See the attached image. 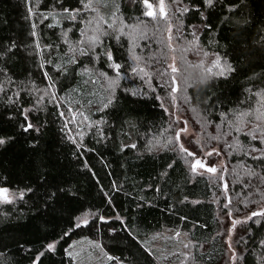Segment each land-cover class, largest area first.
<instances>
[{
  "label": "trees",
  "instance_id": "trees-1",
  "mask_svg": "<svg viewBox=\"0 0 264 264\" xmlns=\"http://www.w3.org/2000/svg\"><path fill=\"white\" fill-rule=\"evenodd\" d=\"M112 1L111 11L95 0L92 8L107 28L122 19L155 36L160 43L148 47L160 48V66L170 26L231 65L186 88L200 118L195 149L218 150L227 189L189 168L164 75L145 65L132 80L129 40L108 32L81 47L88 0H0V188L12 194L0 201V264H76L68 251L81 238L100 242L112 257L104 264H183V240L193 264H223V215L240 222L239 264H264V215L252 216L264 212V0H164L165 18L146 17L143 0L133 12ZM170 41L189 55L176 32ZM116 64L120 85L111 93L102 75ZM165 135L168 143L150 147Z\"/></svg>",
  "mask_w": 264,
  "mask_h": 264
},
{
  "label": "rangeland",
  "instance_id": "rangeland-1",
  "mask_svg": "<svg viewBox=\"0 0 264 264\" xmlns=\"http://www.w3.org/2000/svg\"><path fill=\"white\" fill-rule=\"evenodd\" d=\"M165 2V1H164ZM153 4V8L156 11V17L159 16V8L157 9L156 5H159V0H154V2H149ZM95 4L100 7L101 10L103 8L108 11L113 10L114 3L112 0H95ZM136 0H126L125 7L128 11L133 12L135 8ZM147 11L145 8L144 13ZM167 12V11H166ZM107 16V14L103 13ZM146 16V15H145ZM148 17V16H146ZM161 17V16H160ZM143 24V25H142ZM134 23L126 24L122 19H119L114 22L112 28L105 27V24L101 20V16L94 9H86V31L84 33V40L81 44V47L85 46L86 48H91L94 45L98 44V41L102 39V37L108 33H116V38L124 37L129 40L131 43V50L133 52V61L136 69L134 72L135 79L142 78V72L139 71L140 68H143L145 65H151L155 69L156 74H161L166 72L163 78H160L159 84L165 90V98L167 107H173V129L176 133H179V145L181 148L186 149L187 151L192 152L194 155L186 158L187 164L189 168L192 170L191 165L195 163L196 159H200L201 162L205 165V167H214L216 168L215 173H210L206 171L204 168H197L195 171L192 170L193 173L196 174H205L209 176L212 180L217 181V184L223 188H226L227 180L225 179V175L223 174V169L225 166V160L222 158V155L218 153V150L215 148H202L201 150L195 149V146H199L201 144L200 133V118L198 116L197 111H194L193 108L189 106V100L186 95V88L188 87L191 80H186V69H190L193 72V79L196 78H206L209 73L206 71L208 68H212V62L216 57L207 56L204 52L199 48L198 44L193 39H186L182 30L175 31L171 26L167 28L164 32L166 49L168 50V54L164 59V66H160L159 55L160 48L155 51H152V47L148 44L158 45L160 42L154 36V40H150L145 38L142 33L135 29ZM138 25H142V30L147 31L149 28L141 22ZM149 25H151V21H149ZM160 22L153 26V30L159 27ZM176 32L177 37L180 39H184L188 41V45L190 47L189 55L180 56L179 53V45L176 41H170L169 37L172 36V33ZM154 35V34H153ZM145 44L142 45V43ZM146 48H148L146 50ZM82 50V49H80ZM143 52H149V56L145 59L143 57ZM134 57L138 59H134ZM221 66H224L226 63L223 59H220ZM170 65H175V67L179 70L177 73L173 74L170 70ZM196 65V66H194ZM198 65H203L202 67ZM167 67V68H166ZM111 72L109 74H103L102 78L105 82V86L112 93L115 92L120 85V77L117 74V70L115 65L110 66ZM133 69H131L133 71ZM216 70V68H213ZM212 70V71H213ZM218 70V69H217ZM219 71V70H218ZM218 73V72H217ZM175 75L177 81L178 91L173 94L171 93V78ZM192 79V80H193ZM175 95V100L173 101L172 96ZM187 98V100L185 99ZM76 136H80L81 133L78 131H74ZM169 142V137L164 136L162 138L156 139L152 142L151 148L153 147H163L166 143ZM192 144V146H191ZM189 149V150H188ZM187 154V152H185ZM211 153V154H209ZM221 181V182H220ZM227 189V188H226ZM12 197V194L8 192V198ZM91 218L89 215H83L80 219V224L85 226L90 222ZM223 222V237L225 238L227 244V258L225 259L223 264H239V257L242 255L240 248H238L237 241H239V235L241 231H239L240 222L235 221L233 217L224 216L222 217ZM187 245V247H185ZM158 248L161 249V244L158 243ZM178 248L184 255V263L183 264H193L190 259V246L184 240L181 241L178 245ZM69 255H71L76 264H104L107 260V254L105 250L102 248L99 241L91 240L89 238H81L75 241L71 248H69Z\"/></svg>",
  "mask_w": 264,
  "mask_h": 264
},
{
  "label": "snow or ice",
  "instance_id": "snow-or-ice-1",
  "mask_svg": "<svg viewBox=\"0 0 264 264\" xmlns=\"http://www.w3.org/2000/svg\"><path fill=\"white\" fill-rule=\"evenodd\" d=\"M83 2V0H82ZM173 3H176L177 0H172ZM206 3H208L209 5H211L212 3V0H206ZM143 5L144 7L147 9V11L144 13V15L148 16V17H152V18H155L156 17V11L154 10L153 8V4L152 3H149V0H143ZM84 7L86 9H91L92 8V0H88L87 3H84ZM188 9L185 7L182 11H187ZM66 13L69 11L68 9H65L64 10ZM77 12H79V10H76ZM159 15L161 16V18H165L167 16V12H166V8H165V2L164 0H159ZM33 35H35V33H33ZM169 39H171V37H169ZM205 55H207V53H205ZM109 59H111V57H109ZM134 59H138L136 57H134ZM200 67H202L203 65H198ZM115 67L117 69L120 68V65L119 64H116ZM170 70H171V73L175 74L177 73L179 70L175 67V65H170ZM213 68H216L218 69V74L223 76L226 74V72H230L232 71L233 69L231 68V65H228V64H225L224 66H221V61H220V58L219 57H216L215 60L212 62V68H208L206 69V71L208 73H211ZM133 71L135 72L136 69H133ZM140 72H144V69L143 68H140L139 69ZM162 75H166L167 73L166 72H163L161 73ZM145 75H147V73H145ZM170 87H171V93L175 94L177 91H178V87H177V81H176V77L175 75L172 76L171 78V84H170ZM175 95L172 96V99L173 101L175 100ZM187 100V98H185ZM245 115H248V113H242L241 114V117L238 118V119H241L243 116ZM257 119H261V117H257ZM32 127L31 124H28L26 127H25V131H27L28 129H30ZM262 137H264V132L261 133ZM175 138L178 140L179 139V133L177 132L176 133V136ZM255 138V137H254ZM262 142H264V140H262ZM5 143V140L3 138H0V144H4ZM255 150V149H253ZM182 152H187V155L188 156H193L194 154L190 151H187L186 149H181ZM211 154V153H209ZM255 159H260L261 157H254ZM192 167V170L195 171L198 167L199 168H204L206 171L210 172V173H215L217 170L216 168L214 167H205V165L201 162L200 159H196L195 160V163H193L191 165ZM227 187V186H225ZM0 201H3V202H6V203H11V200L8 199V189L6 188H0ZM256 215H264V212H253L252 213V216H256ZM49 250H51L54 245H49ZM185 247H187V245H185ZM108 259H112V257H108Z\"/></svg>",
  "mask_w": 264,
  "mask_h": 264
},
{
  "label": "clouds",
  "instance_id": "clouds-1",
  "mask_svg": "<svg viewBox=\"0 0 264 264\" xmlns=\"http://www.w3.org/2000/svg\"><path fill=\"white\" fill-rule=\"evenodd\" d=\"M186 80H192L193 79V72L190 69H186ZM206 80H201V83H206Z\"/></svg>",
  "mask_w": 264,
  "mask_h": 264
}]
</instances>
